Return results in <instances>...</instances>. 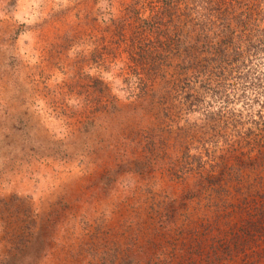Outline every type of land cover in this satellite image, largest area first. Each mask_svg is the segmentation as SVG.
Wrapping results in <instances>:
<instances>
[{
    "label": "rangeland",
    "instance_id": "obj_1",
    "mask_svg": "<svg viewBox=\"0 0 264 264\" xmlns=\"http://www.w3.org/2000/svg\"><path fill=\"white\" fill-rule=\"evenodd\" d=\"M130 4L0 0V264H264V148L201 178L192 150L177 161L193 170L184 182L127 156L147 128L182 148L201 118L179 107L187 84L172 68H135L114 51ZM242 68L219 84L193 81L192 109L224 120L241 112L246 130L259 123L264 97L241 89ZM139 97L154 109L127 105ZM111 98L107 122L86 123ZM188 137L201 154L203 143L230 140Z\"/></svg>",
    "mask_w": 264,
    "mask_h": 264
},
{
    "label": "trees",
    "instance_id": "obj_2",
    "mask_svg": "<svg viewBox=\"0 0 264 264\" xmlns=\"http://www.w3.org/2000/svg\"><path fill=\"white\" fill-rule=\"evenodd\" d=\"M116 22L114 51L119 56L126 53L127 59L134 63L135 68L146 64L172 68L175 78L187 84H182V91L186 92L185 103H179V107L186 104L189 113L201 116L196 119L198 125L194 123L195 130H189L183 135L179 142L182 148L167 146L168 137L162 142L164 130L147 128L143 139L136 144L134 150L127 152V156L145 161L146 164H141L145 166L143 168L149 169L157 162L163 168L165 164V170L173 174L179 173L178 178H183L184 182L193 170L190 169V163L185 165L187 167H179L181 163L177 161L188 159L192 150V161L200 164L195 170L196 175L201 178L206 173H212L216 166L218 168L228 158H250L264 148V116L260 117V113H257L261 124L259 129L256 127L259 123L254 120L250 124L253 127L246 130L245 123L240 121L239 116L243 118L241 112H237V115L229 112L230 115L225 120L222 115L209 111L196 113L198 109H192L194 101H191L190 95L195 88L193 81L211 84L217 79L216 84H219L224 78H235L230 76L236 75L239 67H243L242 72L243 69L248 71L242 75L241 89L255 93L254 98L264 97V0H131L124 15ZM126 31L129 32L128 38ZM114 55V59L118 58ZM246 65L251 66L247 68ZM253 66L258 70L254 71ZM249 70L259 73L252 77ZM246 94L241 95L242 100L246 99ZM109 103H103L101 110L94 112L96 118L91 114L86 123H106L104 116H111L115 107L113 98ZM208 104L211 105V102ZM127 105H133L140 114L154 109L148 97H139V100L134 99ZM176 108L178 105L172 104L169 111ZM102 110L105 112L104 116L100 114ZM237 118L240 124L236 121ZM209 133L217 139H224V135L229 137L230 140H223L225 149L218 147V143H213L216 141L203 143L201 154L197 150L199 148H192V143L188 142V135L199 136L200 139ZM136 147L141 149V155L136 152ZM166 148L172 149L171 154L174 156L171 159V155L166 157ZM203 154L205 161L202 160Z\"/></svg>",
    "mask_w": 264,
    "mask_h": 264
}]
</instances>
